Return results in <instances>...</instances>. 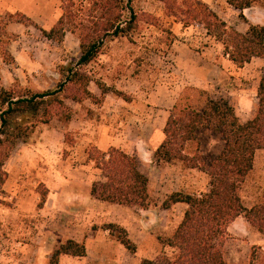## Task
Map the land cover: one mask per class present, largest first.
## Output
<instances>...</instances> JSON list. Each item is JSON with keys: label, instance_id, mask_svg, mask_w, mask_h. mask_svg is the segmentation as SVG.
<instances>
[{"label": "rangeland", "instance_id": "rangeland-1", "mask_svg": "<svg viewBox=\"0 0 264 264\" xmlns=\"http://www.w3.org/2000/svg\"><path fill=\"white\" fill-rule=\"evenodd\" d=\"M72 1V12L83 20L85 28L71 32L74 28L68 27L70 30L62 41L48 40L39 26L17 23L24 14L0 8V89L21 96L51 91L64 85L65 91L60 93L58 99L68 108L65 112L69 116L66 122L58 117L51 118L46 124L34 120L36 124L28 138L24 143H17L3 165L5 179L0 184V264L50 263V257L56 250L50 255L25 250L24 257H19L15 252L18 250L15 241L30 243L31 240L28 236H16L17 231L23 227L30 234L38 229L44 233L50 227L53 232L60 233L64 225L60 216L58 220L48 222L44 217L36 216L40 214L39 210L49 194L53 192L57 196L58 193L60 200L69 202L72 199L77 201L72 189L81 198L87 195V187L90 190L92 187L100 189L104 180L100 179L93 162L87 159L91 155L97 157V149L91 140L103 132L119 140L126 139L129 149L132 147L135 150L136 147L146 150L145 144L151 137L150 146L156 150L158 143L155 145V136L160 130L163 131L171 107L182 92L185 95L189 93L188 98L194 94L202 102L206 98L228 101L241 123L251 120L256 113L257 101L256 104L254 101L264 69L254 65L249 70L248 80H244L240 78L241 72L230 66L227 80L213 84L209 90H202L204 94L197 95L193 87L185 84L187 78L180 68L196 57L191 50L200 52L198 47L203 43L200 40L196 45L192 40L199 38L205 30L201 23L204 22L201 4L210 11L228 12L229 15H224L226 26L236 24L243 31L250 25L264 26V0L242 11L226 6L228 0H205L208 1L206 3L203 0H131V10L123 13L121 23V27L126 29V24L132 19L131 29H126L119 36L103 38L96 57L87 65H79L82 54L80 45L91 44L86 34L91 35L93 23L103 22L104 7L114 13L113 4L107 0ZM60 9L58 0H46L44 13L39 15L42 23L49 24L56 10L60 17ZM6 21L20 24V27L14 26L15 32H8ZM229 28L233 29L231 26ZM185 30H191L192 34H183ZM76 71L81 75L79 79L73 76ZM82 89L89 94H80ZM58 111L61 114L62 108L59 107ZM222 147L217 134L203 132L186 145L184 154L211 159L220 153ZM23 148H27L28 152L33 151V154H26ZM18 149L22 151L17 159L14 155ZM142 165L141 171L148 179L147 205L143 208L124 206L123 210L127 211L125 217L119 210L121 208H117L112 212V219H124L129 226L128 238L136 246L132 253L135 255L133 264H140L144 259L153 264H168L175 250L162 243L173 235L186 206L170 204L166 208L164 202L173 193L197 196L207 192L209 178L196 169L191 171L186 162L159 163L154 154L152 162L143 160ZM36 167L44 172L46 183L35 178L32 172ZM49 171L56 177L48 175ZM64 178L70 181L69 186L63 185ZM238 194L243 206L248 209L263 198L264 150L256 151L253 169L240 184ZM102 225H106V222ZM226 232L222 251L227 264H249L252 255L256 258L253 264L261 263L264 258V237L244 217L236 218L228 225ZM11 236L15 237L10 239ZM117 236L118 233L114 231L112 239L116 242ZM61 238L50 240L57 244ZM36 243L44 247L46 239H37ZM59 260L60 257L57 264H60ZM128 261L131 264L132 259Z\"/></svg>", "mask_w": 264, "mask_h": 264}, {"label": "trees", "instance_id": "trees-1", "mask_svg": "<svg viewBox=\"0 0 264 264\" xmlns=\"http://www.w3.org/2000/svg\"><path fill=\"white\" fill-rule=\"evenodd\" d=\"M58 1L61 3L60 17L48 32L42 31L48 40L62 41L65 33L70 30L68 27L74 28L71 32L85 28L83 20L78 19L72 12L73 1ZM107 1L113 4L111 7L114 13L104 7L103 22L93 23L91 35L86 34L91 44L80 45L82 54L79 65H87L96 57L103 38L109 35L119 36L124 34L126 29H131L132 19L126 24V29L121 27L123 13L131 10L129 7L131 0ZM107 1L105 3H108ZM258 1L227 2L236 10L242 11ZM201 6L204 9L202 11L204 22H201L203 28L210 37L222 44L224 55L236 70L243 68L253 58H264V26L250 25L244 34L239 33L227 28L214 12L204 8L202 4ZM9 22L11 21H6L5 25L7 26ZM16 22L33 25V22L24 15ZM4 34L6 35V32ZM73 76L79 79L81 75L76 71ZM103 90L102 93H105ZM193 90L197 95L204 94L200 89ZM64 91V85H60L43 93L14 96L0 89V184H3L5 179L2 171L4 163L9 159L17 143H24L28 138L36 124L34 122L46 124L54 117L64 122L69 120L65 112L68 108L58 99L60 93ZM80 94L89 93L82 89ZM181 94L169 112L163 128L164 139L155 150L154 157L159 163L186 162L188 168L196 169L208 176L209 188L207 192L197 196L173 193L165 200L166 208L170 204L182 203L186 205V210L173 235L162 244L175 250V255L168 264H227L222 251L223 240L228 225L236 218L244 217L264 237V196L260 202L248 209L243 206L238 194L240 184L253 169L256 151L264 150V72L257 87L255 116L245 123L238 120L234 108L224 99L206 98L202 102L194 94L190 95V98L189 93ZM72 100L77 101L74 98ZM54 105L56 107L53 108ZM59 107L62 108L61 114L58 111ZM203 132L219 136L223 143L220 153L211 159H204L202 156L194 158L184 154L186 145L195 141L196 135ZM91 156L87 161L93 162L104 180L99 190L92 187V196L96 195L95 198L99 201L122 206L143 208L147 205L148 179L139 172L135 157L114 148L105 152L97 150V157ZM102 229L108 230L110 235L116 231L117 241L128 252H135L136 246L122 227L106 224ZM62 255L84 257L85 247L67 240L52 253L49 264H57ZM255 261L256 258L252 255L249 264ZM140 264L153 262L144 259ZM260 264H264V258Z\"/></svg>", "mask_w": 264, "mask_h": 264}, {"label": "crops", "instance_id": "crops-1", "mask_svg": "<svg viewBox=\"0 0 264 264\" xmlns=\"http://www.w3.org/2000/svg\"><path fill=\"white\" fill-rule=\"evenodd\" d=\"M203 2L206 3L208 1L203 0ZM226 6L235 9L229 4H226ZM0 8H2V10L24 14V16H26L33 22V27L39 26L41 28V32H48L55 25L59 18L58 11L56 10L54 13L55 16L49 24L42 23L39 15L41 13H44L43 9L46 8V0H0ZM212 11L218 16V18L226 23V18L224 17V15H229L227 14L228 12H219L216 9H213ZM220 13L223 15V17L220 15ZM14 26L20 27V24L9 23L6 29L8 30V32H15L16 27ZM229 26L233 27V29L237 32L243 34L249 28L247 26V28L242 31L236 26V24ZM229 26H227V28H229ZM205 31L206 30H204V33L202 35L200 34L199 38L194 37L192 39L196 45L200 43V40H202L203 43H200L198 47L200 48V52H194L191 50V52L195 54L196 57L192 59L190 63H185L180 68L187 78L185 84L200 90H209V88L213 84H221L222 82L227 80V71H229L230 66H232L227 56H225L223 53L222 44L218 41H215ZM184 33L192 34V31L189 30L187 32V30H185L183 34ZM254 65L260 67V69H264V58H253L250 63L245 64L243 68L238 69V71L241 72L240 78L248 80L249 70H251ZM259 73H261V70H259ZM256 101L257 99L254 101V104H256ZM150 138L151 137H149L148 142L145 144V146L147 147L146 150L143 149V147L140 148L142 150H139L138 147H136V150L132 147L131 149H129L130 145L126 143V139L119 140L112 137L107 132H103L100 136L98 135L96 139L91 140V143L97 150H100L102 152H105L110 148H114L130 156L134 155L138 163V170L144 175V173L141 171V168L143 167L142 162L143 160L152 162L153 154L155 153V148L150 146ZM163 139V131L161 132L160 130V133H157L155 136V145L158 143L157 148L162 143ZM21 151L22 149L16 150V153L14 155L15 158L18 159L20 157L21 154H19V152ZM23 151L25 153L27 152L26 154H33V151L30 150L31 152H28L27 148H23ZM13 157L10 159H13ZM37 168L38 167H36L32 173H34L35 178L43 183H46V180L43 176L44 172L39 171V168ZM190 170L193 171L194 169ZM13 174H15V171L13 172ZM47 174L52 178L56 177V175H52L53 173H51V171H49ZM99 177H101L100 174ZM100 179L102 180V178ZM69 182L70 181L65 180V178L63 179V185L66 184L67 186H69L71 184ZM52 190L54 191V189ZM64 191L65 189L61 190V193L63 194ZM71 192L72 194H74V198L77 199V201H74V199L70 200L69 202L62 201L60 200V196L58 195V193L56 196V194H53V192H51L48 199L44 203L43 208L39 210L40 214L36 215L44 217L46 222L58 220L60 216L64 222V225L61 228V232L57 234L52 231V228L48 227L46 228L44 233H42V230L40 231L38 229L37 232L30 234V232H27L25 229H23V227H20L17 231L16 236L19 234L28 236L27 238L31 240V242L29 243L27 241L23 243L22 241L18 240V242L15 241V246L16 248H18V250H15V252L18 254V256L21 257L22 255L24 257L25 253L23 252H25V250L34 254L46 253L47 255H50V253L58 248L59 243L66 240H72L76 243L82 244L85 247V256L81 258H75L62 255L60 256L59 260L60 264H129L128 260L131 259V264H133L135 255L128 252L120 243L114 241L112 239V235H110L108 230L102 229V224L104 222H106V224H115L122 227L128 235L129 226L127 225V222H124V219H112V212L117 211V208H121L119 210H121L122 214L125 217L127 211L123 210L124 206L102 202L96 198H92L90 187H87V195L82 198L73 189L71 190ZM177 204L185 205L182 203ZM55 212L57 214H55ZM31 236H34L35 239H31ZM14 237L15 236H11V238H9L12 239ZM54 237L62 238L61 241H59L58 239L57 241L59 242H57L56 244V242L53 243L51 242L52 240H50ZM19 238H22V236ZM37 239H46L45 246L40 247V245H35L37 244ZM7 241L9 242V240Z\"/></svg>", "mask_w": 264, "mask_h": 264}]
</instances>
